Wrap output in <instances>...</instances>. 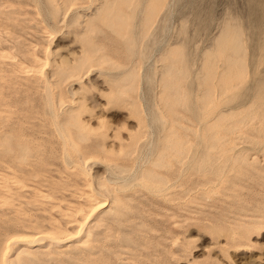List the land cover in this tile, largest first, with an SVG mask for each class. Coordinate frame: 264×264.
Listing matches in <instances>:
<instances>
[{
	"label": "rangeland",
	"instance_id": "rangeland-1",
	"mask_svg": "<svg viewBox=\"0 0 264 264\" xmlns=\"http://www.w3.org/2000/svg\"><path fill=\"white\" fill-rule=\"evenodd\" d=\"M43 52L48 86L20 69ZM0 54V251L91 187L108 206L84 243L17 264H264V0H0ZM21 145L67 201L13 193Z\"/></svg>",
	"mask_w": 264,
	"mask_h": 264
},
{
	"label": "bare ground",
	"instance_id": "bare-ground-1",
	"mask_svg": "<svg viewBox=\"0 0 264 264\" xmlns=\"http://www.w3.org/2000/svg\"><path fill=\"white\" fill-rule=\"evenodd\" d=\"M164 0H159V2H163ZM48 46V45H47ZM44 47V46H43ZM49 47V46H48ZM46 48V47H45ZM45 51V50H44ZM230 51V50H229ZM2 52V50H1ZM207 53V51H205ZM231 52V51H230ZM228 53V52H227ZM47 53H44L43 52V55H37V54H31V57H30V60H29V64L28 65H25L23 63L20 64V69L21 71L23 72L24 75L28 76V72L30 73V75H34L36 76V78H39L40 81L43 80V82L45 83V86H48V84L50 85V82L48 80L49 78V74L47 73V71L45 70L44 66L48 63V57L46 56ZM232 54V53H231ZM229 54V55H231ZM1 55V54H0ZM206 55V54H205ZM2 56H5V54H2ZM233 56V55H232ZM206 57V56H205ZM221 58V57H220ZM226 58V57H225ZM226 60V59H224ZM234 60V59H232ZM232 60H229L230 62L228 63L226 61L227 64V67H230L231 68L229 70H224V71H221L222 73L220 74V72L218 73V76L222 77L219 78L218 77V84H217V87L218 88V92L221 93H224L228 87H230V85L232 84L234 78H237V77H234V76H237V74L235 75V72L233 70V67H235L232 62ZM17 61V60H16ZM235 61V60H234ZM239 62V61H238ZM210 63V62H208ZM230 63H232L230 65ZM203 64V63H202ZM213 64H211L212 66ZM229 65V66H228ZM237 65V64H236ZM204 66V65H203ZM209 66L208 69L211 67ZM205 68H206V63H205ZM246 68V67H245ZM62 69V68H61ZM200 69V68H199ZM207 69V68H206ZM207 69V70H208ZM213 69V68H211ZM210 69V70H211ZM219 69V68H218ZM237 69V68H236ZM60 70V69H59ZM209 70V71H210ZM240 70V69H239ZM206 72V70H204ZM63 72V71H62ZM59 73V72H58ZM61 73V72H60ZM207 73V72H206ZM57 74V73H56ZM62 74V73H61ZM205 74V73H204ZM206 75V74H205ZM212 75H215V74H212V72H208L207 73V79L206 77L204 78L205 79V82H203V84L205 85V91L202 92V93H205L204 95V98H203V94L201 95L202 97V101H201V104L205 105H209V102H212V101H208L209 99V92L212 91L210 90L211 87L214 85V81L217 79H215V77L213 78ZM213 78V79H212ZM34 79V78H33ZM203 79V80H204ZM215 79V80H214ZM220 79V80H219ZM238 79V78H237ZM235 79V81L237 80ZM195 80V79H194ZM42 82V81H41ZM199 82V80H198ZM40 83V82H39ZM217 83V82H216ZM202 85V83H201ZM203 85V86H204ZM216 87V86H214ZM246 87V86H245ZM28 88V87H27ZM30 88V87H29ZM50 88V87H48ZM47 88V90H48ZM3 89V88H2ZM36 89V88H35ZM37 89H38V86H37ZM216 90V88H214ZM43 91V90H42ZM45 92L47 93V91L45 90ZM44 92V93H45ZM3 93V92H2ZM45 93V95H46ZM213 93V92H212ZM43 94V93H42ZM48 95L47 96V101H48V106L50 105V107L48 109L51 108L52 104H51V95H49V92L47 93ZM201 94V93H200ZM219 94V93H218ZM254 94V93H253ZM200 98V99H201ZM254 98V97H253ZM211 99V98H210ZM4 100V99H3ZM251 100V99H250ZM46 101V102H47ZM206 102V103H202V102ZM5 108L6 106L10 107L9 106V103L8 102H4L2 103ZM2 104H0V106H2ZM11 105V103H10ZM46 105V103H45ZM252 105V104H251ZM53 107V106H52ZM205 108L206 105L204 106ZM211 107V106H210ZM248 107V106H247ZM250 107V106H249ZM4 108V107H3ZM15 108V107H14ZM46 108V107H45ZM235 108V107H234ZM204 109V108H203ZM208 110V109H205V111ZM211 110V109H210ZM213 110V109H212ZM6 111V110H5ZM48 111V110H47ZM54 113V112H53ZM205 113V112H204ZM229 113V112H228ZM234 113V112H233ZM207 114V113H206ZM235 114V113H234ZM221 115V114H220ZM228 115V114H227ZM236 115V114H235ZM211 116V115H210ZM225 116V115H224ZM51 117V116H50ZM203 117H204V114H203ZM220 117V116H219ZM222 117H220L221 119ZM75 119V118H74ZM209 119V118H208ZM219 119V118H217ZM242 119V118H241ZM206 120V119H205ZM222 120V119H221ZM237 120V119H236ZM217 120L215 119L214 122H216ZM219 121V120H218ZM217 121V122H218ZM210 122V121H209ZM207 121L206 124L209 123ZM237 122V121H236ZM235 122V123H236ZM240 122V121H239ZM16 124V123H15ZM211 125H207L208 127L212 126V122L210 123ZM214 124V123H213ZM234 124V123H233ZM232 124V125H233ZM237 125V124H235ZM206 126V125H205ZM206 126V128H207ZM238 126V125H237ZM213 127V126H212ZM223 127V126H222ZM233 127V126H232ZM225 128H228L226 127V125L224 126V129ZM223 129V128H222ZM230 129V128H229ZM207 130H209V128H207ZM227 130V129H226ZM232 130V129H231ZM198 132V131H197ZM1 133V132H0ZM61 139L64 138V135L62 134L61 132ZM3 136V135H2ZM60 137V136H59ZM209 137V136H208ZM208 139V138H207ZM65 140V139H64ZM59 141V140H58ZM62 141V140H61ZM22 142V141H21ZM25 143V142H24ZM165 144V143H164ZM178 144V143H177ZM27 149V147H25L24 145H21L20 147H16L14 148V150L12 151H4L2 153L3 157L4 158H7V161H9V164H5L7 166H5L6 168H12L13 171H11V184L12 186L14 187V189L16 190V192H13L15 194H20V192H23V189H27L28 191H31V194L29 195H35V196H39L43 201H45V199L48 201H54V200H58V201H62L64 200L63 199V196H59V195H56L55 192H57L58 190V184H56V181L54 182L53 180H49L48 177L45 176V169H43V167H41L43 165V163L40 161V160H36V161H26V160H22L24 158V153L22 152L23 150ZM65 147V146H64ZM178 147V146H177ZM40 149V148H39ZM27 151V150H26ZM37 151H35L36 153ZM40 152V151H39ZM29 153V152H28ZM44 153V152H42ZM26 154V152H25ZM31 154V153H30ZM64 155V154H63ZM39 156V155H38ZM1 157V156H0ZM66 157V156H65ZM26 158V157H25ZM29 158V157H28ZM2 159V158H1ZM35 159V158H34ZM69 159V158H68ZM43 161V160H42ZM3 162V161H2ZM1 163V162H0ZM68 163V162H67ZM70 163V162H69ZM80 163V162H79ZM85 163V162H84ZM65 165V164H64ZM80 166V165H79ZM75 168V167H74ZM85 169V168H84ZM83 168H80L79 169V174L80 177H82L83 179H85L86 175H87V172L84 171ZM9 172V171H7ZM4 173V172H2ZM1 175V174H0ZM5 175H9L8 173H5ZM51 176V175H50ZM2 177V175L0 176ZM9 178V179H10ZM1 179V178H0ZM2 182H6L5 180ZM10 183V182H9ZM87 183V182H86ZM6 185V184H5ZM39 185V186H38ZM87 185V184H85ZM4 186V185H2ZM44 186V188L47 186L48 188H46L47 191H44L43 189H41V187ZM92 186V185H91ZM72 187V186H70ZM3 187H1L2 189ZM6 189V186L4 187ZM0 189V190H1ZM4 189V190H5ZM3 190V191H4ZM14 190V191H15ZM21 190V191H20ZM74 190V189H73ZM80 190V189H79ZM7 191V190H5ZM4 191V192H5ZM61 191V190H60ZM59 191V192H60ZM64 191V190H63ZM78 191V190H77ZM2 192V191H1ZM12 192V190H11ZM11 192H9L10 194L8 195H11ZM25 192V191H24ZM26 193V192H25ZM24 193V194H25ZM3 194V193H2ZM18 194V195H19ZM28 194V192H27ZM60 194V193H59ZM1 195V194H0ZM79 195V194H78ZM112 195V194H111ZM13 196V195H11ZM11 196L9 198H11ZM16 196V195H15ZM20 196V195H19ZM74 196V195H73ZM1 198H3L4 196H0ZM5 197H8L7 195ZM3 198L2 200L5 201L6 198ZM33 197V196H32ZM80 199H81V202L80 201H77V203L73 204L72 206H69V207H66L65 205V208L66 209H62L60 207L61 204H59V202H52V206L50 205L51 208L53 207H57V209H59V211L57 210V212L62 215L60 217H64V225H61V222H59V220H57L56 218H49L47 225L49 228H43V226L40 224H36L34 226V228L36 229V231H25V232H16L12 235H9L5 242H4V245L0 251V264H17L18 261L16 260V257L14 255L13 257V254H18L17 252L16 253H13L14 251H17L18 249H21V252H28L30 251L31 247H34V246H38L40 247L41 245L43 246V244L45 242L49 243V245L51 243H53L55 246H63V245H80L84 243V234L86 233V227L88 226L89 223H92V221H97L98 220V217L100 218V215L102 214V212L105 211V208L108 206L106 204V201L102 194L101 193H98L95 189L91 188V187H85L84 189L81 190L80 192ZM20 198V197H18ZM16 198V199H18ZM26 198V197H24ZM51 199V200H49ZM111 199V198H110ZM115 199V197H114ZM1 200V199H0ZM10 200V199H9ZM66 200V199H65ZM65 200L63 202H65ZM79 200V199H78ZM33 201V200H32ZM67 201V200H66ZM115 201V200H114ZM3 202V201H2ZM14 202V201H12ZM16 202V201H15ZM18 202V201H17ZM38 202H41L38 201ZM62 202V203H63ZM6 203V202H5ZM19 203V202H18ZM23 203V202H22ZM68 203V202H67ZM116 203V201H115ZM7 204H9V202H7ZM72 203H70L69 205H71ZM5 205V204H4ZM14 204L11 203V207H14L13 206ZM17 205V204H16ZM6 206V205H5ZM10 206V205H9ZM62 206V205H61ZM10 207V208H11ZM16 207V206H15ZM63 207V206H62ZM21 208H19L20 210ZM23 209V208H22ZM37 209V208H36ZM13 210V209H12ZM18 210V211H19ZM51 210V209H50ZM17 211V210H16ZM14 211V212H16ZM44 211V209H43ZM20 215V214H19ZM22 215V214H21ZM24 216V214H23ZM27 216V215H26ZM13 217V216H12ZM29 217V216H28ZM32 217V216H31ZM35 218V217H33ZM39 219V218H38ZM44 221V220H43ZM37 222V220H36ZM42 222V221H41ZM34 224V223H33ZM97 224V222H96ZM95 224V225H96ZM27 227V226H26ZM31 227V226H29ZM33 228V229H34ZM5 239V238H4ZM14 245H17L18 247L15 248L17 250L14 249ZM47 245V244H46ZM41 246V247H42ZM37 247V248H38ZM78 247V246H77ZM79 249V248H78ZM33 250V249H32ZM31 250V251H32ZM44 251V250H42Z\"/></svg>",
	"mask_w": 264,
	"mask_h": 264
}]
</instances>
